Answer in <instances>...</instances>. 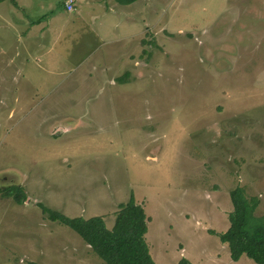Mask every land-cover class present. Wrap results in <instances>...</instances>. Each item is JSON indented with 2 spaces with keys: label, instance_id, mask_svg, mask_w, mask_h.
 Here are the masks:
<instances>
[{
  "label": "rangeland",
  "instance_id": "rangeland-1",
  "mask_svg": "<svg viewBox=\"0 0 264 264\" xmlns=\"http://www.w3.org/2000/svg\"><path fill=\"white\" fill-rule=\"evenodd\" d=\"M63 2L0 0V264H105L37 203L110 228L131 192L156 264H257L208 230L237 186L264 215V0Z\"/></svg>",
  "mask_w": 264,
  "mask_h": 264
},
{
  "label": "trees",
  "instance_id": "trees-1",
  "mask_svg": "<svg viewBox=\"0 0 264 264\" xmlns=\"http://www.w3.org/2000/svg\"><path fill=\"white\" fill-rule=\"evenodd\" d=\"M114 1L125 5L136 0ZM0 191L11 196L16 202H21L26 195L23 187L18 184ZM229 196L232 209L227 214L228 227L221 232L213 229L208 232L217 236L222 243H226L232 260L245 255L257 264H264V215H253L258 200L254 197L246 198L238 186L229 191ZM37 206L50 221H57L74 230L105 264H156L145 239L149 217L143 206L135 201L132 192L128 199L118 204L110 228L105 225L100 215L88 218L70 217L40 202ZM175 264L194 263L182 256Z\"/></svg>",
  "mask_w": 264,
  "mask_h": 264
},
{
  "label": "built area",
  "instance_id": "built-area-1",
  "mask_svg": "<svg viewBox=\"0 0 264 264\" xmlns=\"http://www.w3.org/2000/svg\"><path fill=\"white\" fill-rule=\"evenodd\" d=\"M63 3L67 11H70L73 9L74 0H64Z\"/></svg>",
  "mask_w": 264,
  "mask_h": 264
},
{
  "label": "crops",
  "instance_id": "crops-1",
  "mask_svg": "<svg viewBox=\"0 0 264 264\" xmlns=\"http://www.w3.org/2000/svg\"><path fill=\"white\" fill-rule=\"evenodd\" d=\"M115 2V1H114ZM117 3V2H115ZM118 4V3H117ZM131 4V3H130ZM130 4H125V5H122V4H118V5H121V6H129ZM125 8H128V7H125ZM17 55V54H16ZM5 173V172H4ZM1 176H3L2 174H0ZM5 178V176H3ZM16 179V178H15Z\"/></svg>",
  "mask_w": 264,
  "mask_h": 264
},
{
  "label": "flooded vegetation",
  "instance_id": "flooded-vegetation-1",
  "mask_svg": "<svg viewBox=\"0 0 264 264\" xmlns=\"http://www.w3.org/2000/svg\"><path fill=\"white\" fill-rule=\"evenodd\" d=\"M10 178H12L11 176H8V179H10ZM4 180L3 179H1L0 180V183H2Z\"/></svg>",
  "mask_w": 264,
  "mask_h": 264
}]
</instances>
